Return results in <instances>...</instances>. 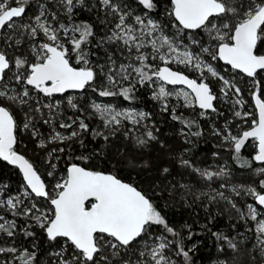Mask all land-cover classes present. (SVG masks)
I'll use <instances>...</instances> for the list:
<instances>
[{
    "label": "snow or ice",
    "instance_id": "snow-or-ice-1",
    "mask_svg": "<svg viewBox=\"0 0 264 264\" xmlns=\"http://www.w3.org/2000/svg\"><path fill=\"white\" fill-rule=\"evenodd\" d=\"M77 9H96L103 26L99 39L93 24L76 22ZM93 48L105 51L103 64L93 62ZM216 61L226 66L225 73L241 74L256 90L252 91L254 112L234 111L235 117L251 118L249 127L233 134L226 126L213 134L222 137V145L227 144L245 168L252 164L240 153L251 141L252 161L262 165L258 174L264 175V0H94L91 4L86 0H0V161L22 175L14 195L6 192L7 185H0V243L12 241V246H0V264H37L35 243L31 251L14 246L18 233L36 237L30 229L41 230L49 243L48 255L54 257L49 264H192L195 245L186 248L184 235L154 203L156 192L149 194L116 175L82 166L95 153L69 157L82 163H69L58 173L52 157L65 153L66 147L52 148L47 154L49 184L36 164L16 151L17 130L22 123L38 138L41 133L35 122L48 125L50 135L37 145L42 149L50 143L70 147L68 142L76 140L83 146L81 133L105 142L120 133L134 146L144 147L157 140L153 127L145 123L150 114L93 100L88 107L101 126L90 129L83 118L86 109L80 108L76 97L65 94L91 89L98 98L122 97L131 103L147 87L161 111L188 129H182L181 135L200 136V131H192L199 127L197 121L185 119L178 107L198 109V117L207 118L223 115L216 106L218 100L234 101L233 108L244 103L235 76L222 75L212 63ZM210 79L218 84L219 93L213 91ZM64 100L67 108L80 115L63 120ZM17 109L24 114L20 123ZM58 121L60 129L71 130L67 135L56 130ZM179 162L206 181L228 174L224 168H198L183 158ZM162 173L167 176L169 169L163 168ZM179 187L196 199L207 197L209 203L225 201L248 224L245 231L252 232L249 252L258 251L264 258V178L256 187L231 188L236 196L252 198L244 205L220 190L226 184L208 185V191L195 193L186 184ZM184 227L191 240V226ZM213 235L218 252L239 251L235 238ZM240 236L249 239L243 233ZM236 260L233 256L232 264Z\"/></svg>",
    "mask_w": 264,
    "mask_h": 264
},
{
    "label": "trees",
    "instance_id": "trees-1",
    "mask_svg": "<svg viewBox=\"0 0 264 264\" xmlns=\"http://www.w3.org/2000/svg\"><path fill=\"white\" fill-rule=\"evenodd\" d=\"M30 13L31 11L28 15ZM77 13L76 22L93 24L97 37L103 35V26L100 24V18L96 15V9L91 11L77 9ZM100 15L102 16L103 13ZM159 18L163 22L162 12ZM93 51L96 53L92 57L93 62L95 63L98 60L100 63H104L107 58L105 51L99 48H93ZM216 64L219 68L226 67L218 61ZM261 79V91H264V78ZM241 89L246 94V87L241 86ZM88 91L91 90H85L86 93ZM56 98L60 99L61 97ZM248 98L250 99V96ZM112 99L119 101L121 104L126 103L141 107L151 113L154 129H159V131H156L157 140L150 142L146 148L139 149L134 156L132 154L128 156L131 147L130 142L123 141L121 137H113L105 142L102 138H93L90 133H81L83 146L79 140L68 142L70 147L52 143L53 148L66 147L65 153H56L54 156V158L56 156L60 157L54 161L57 165V172L62 173L69 163H82L75 159H69V157H78L81 153L85 156L95 153L91 155L87 162L82 163V166L116 175L122 181L133 183L140 190L148 191L149 194L156 192L157 194L153 197L154 203L162 209L169 223L184 235L186 248L195 245L194 251L190 253L192 264H209L220 255V252L217 251L218 243L213 233H222L229 237L233 235L240 236L243 233L245 237L249 238L247 239V249L252 246V232L245 231L248 224L240 220L225 201L209 203L207 197L196 199L194 195L185 193L184 189L179 187L180 184H186L193 193L199 189L202 191L206 189L204 183L197 179L191 169L181 166L179 162L181 158L190 160L198 168L224 163L231 171L230 173L235 176L240 175L245 178L246 175H249L253 187H256L259 180L264 178V175L261 174L252 175L262 165L252 161L255 152L251 146V141L242 148L240 153L243 160H248L252 164V167L245 168L241 167L240 161L234 158V153L229 149V146L227 144L222 145L220 137L211 132L210 126H216V124L218 125L219 122L226 119V110L216 105L223 115L212 114L209 119H204L198 117L197 110L191 112L177 109V112L182 114L185 119H195L199 125L198 128L193 127L192 131H200L201 135L186 138L181 135V130L187 132L188 129L184 128L178 121L173 120L168 112L159 111L156 104L149 98L146 89L141 88L136 93V99L131 103L124 101L122 97H112ZM80 108L84 109L81 105ZM63 112V120H66L68 116L80 115V113H74L67 108L66 104H63ZM16 118L18 123L23 120V112L19 109H17ZM83 118L89 124L90 129L99 127L96 119L89 116L87 110L84 111ZM35 123L39 132L49 133L48 125L42 124L39 120ZM58 123L59 121L56 125L57 130L64 131L66 135L68 131H71L60 129ZM248 127V125L242 126L239 132ZM186 139L188 142H185ZM36 144V138H33L28 130L25 131L21 123L17 130L16 151L36 164L42 178L50 184L52 179L47 177V172L51 169H47L43 165V160L40 161L43 158L41 148L37 147ZM161 144L164 146L161 147ZM165 167L169 169L167 176L162 173V169ZM21 183L22 177L18 169L0 161V185L8 186L6 192L16 194L21 187ZM173 185H175L174 188ZM213 187L217 188V185L214 184ZM233 199L240 205L236 197ZM251 199L250 197V201ZM230 211L231 213H229ZM18 223L23 224L24 221L18 220ZM184 225L191 226V231L194 233L191 240L187 239L188 229ZM30 230L37 233L36 237L25 238L23 233H18L14 246L21 249L27 248L31 251L33 250V243H35V251L38 257L37 264H49L54 257L48 255L50 245L44 234L39 229ZM0 246H12V241H9L8 245L0 243ZM0 259H3V257H0ZM243 264H264V260L256 258L253 261L245 256Z\"/></svg>",
    "mask_w": 264,
    "mask_h": 264
},
{
    "label": "rangeland",
    "instance_id": "rangeland-1",
    "mask_svg": "<svg viewBox=\"0 0 264 264\" xmlns=\"http://www.w3.org/2000/svg\"><path fill=\"white\" fill-rule=\"evenodd\" d=\"M93 2H94V0H86V3H88V4H91ZM31 14H32V12L29 14V16ZM100 36H102V35H100ZM100 36H98L97 39H99ZM204 39L207 40V37H204ZM212 63H213V65L215 67H217V64H216L217 61L216 62H212ZM101 64H103V62H101ZM224 68L225 67H223V68L217 67L218 71H220L222 75L229 76V78H231L232 76H235V82L238 83L240 87L241 86L244 87V88L246 87V89H245L246 90V94H245V92L242 91V99H243L244 103H243L242 106H236V108H233V102L234 101H231L230 100L228 102H225L224 100H218L216 102V105H218L219 107H222L223 110H226L227 117H226V119L224 121L219 122L218 125L216 124V126H210V130L213 133L214 132V129L215 130H219V129H222V128H224V127L227 126V127H229L231 129V131L233 132V134H238V132L242 128V126H245V125H248L249 126V124L251 123V118H248L247 120H244V119H241L239 117H235L234 116V111L239 110V111H241L242 115L244 113L254 112L255 111V107H254V101L252 99V91L253 90H256V89H255V85L251 81H249L248 79H245V78H241V74L238 75V74L225 73L224 72ZM209 82L211 83V86L213 88V91L219 93V86H218V84L214 80H212V79H210ZM144 89H146V92H147L149 98L152 100V98H151V90L148 89L147 87H145ZM65 95L66 96L71 95L73 97H76L77 98V102L80 103L81 107H83L84 109H86L87 110V113L89 114V116H92V117H93V115H92V109L90 107H88V106L93 102V100H96L97 102L109 103V104H112L114 107H117V108H120V109H123V108H134L137 111H143L145 113H148V114H150V118L148 120H146L145 123L149 127H153L154 134L156 135V131L154 129L155 126H154V122L152 120L151 113L147 112L146 110H144L141 107L129 105V104H126V103L121 104L119 101H117L115 99H112V98H107V99H105V98H98V97L95 96V94L92 91H88L87 93L86 92L85 93H68V94H65ZM246 95H249L250 96V99L248 98L249 96H246ZM60 99H62V98H60ZM152 102H154L156 104L157 109L159 111H161L160 104L158 102L154 101V100H152ZM170 103H176V102L175 101H171ZM181 103H182V101H181ZM63 104H66V100L63 101ZM177 109L191 111V112L193 111L192 109L179 108V107ZM198 111L199 110L197 109L196 114H197ZM211 115L212 114H209L206 119H209L211 117ZM23 116H24V114H23ZM95 119H96V122L98 123V125L100 127L101 126V122L97 118H95ZM101 130H103L102 127H101ZM25 131H27V130H25ZM28 131L31 132V129H29ZM57 131H60V130H57ZM143 131H144L143 128H140L139 129V133H143ZM60 132H62V133L65 134L64 131H60ZM50 133H51V128L50 127H49V133H47V134L45 132L41 133V137L36 138V140H37L36 146L39 143V139L48 137L50 135ZM115 137H121L123 141H128V140H125L124 137L120 133H117ZM156 137H157V135H156ZM219 137H220V140L222 141V137L221 136H219ZM148 145H146L144 147H136V146H134L130 142V146L131 147H130L128 156H130L129 154H132L134 156L135 152H138L139 149L141 150V149L146 148ZM52 148H53L52 147V143L47 144V147L46 148H43V149L41 148V153H42L41 156L43 158H41L40 161L43 160V165H45V167L47 169H50V168H48L47 164L44 163V161L47 159V154H48V152ZM55 155H56V153H54L53 154V157H52L53 163H54V161H56V158H54ZM261 167L262 166H260L259 168H257L252 175L253 176L259 175L258 174V169H260ZM201 168H209L210 170H213V171L219 170L220 168H224L226 170V172L228 173L226 176H224L222 178H214L213 181L203 180L200 176H198L197 174L194 173L197 176V179L199 181H201V183H204L203 185L206 187V189L203 190V191H208V185H211V187L214 188L213 187L214 184H216L217 187L219 185H221V184H226L227 185L226 188L220 189L221 191H224L226 195H229L232 199L234 197H236L238 199V202H240V205H244V204H246L248 202H251L250 201V196H243V195L236 196L234 193H232L230 191L233 186L253 187L252 186V183L250 181V176L249 175H246L245 178L243 176H240V175L235 176L232 173H230L231 171L227 168V165L224 164V163L215 164V165H211V166H204V167H201ZM200 191H202V190L199 189L197 192H200ZM9 194H13L14 195L13 192L12 193H9ZM232 210L236 213V211L234 209H232ZM229 213H231V211ZM236 215L238 216L237 213H236ZM229 238H235L236 242L238 243L239 251L237 253H232L231 250L229 249V250H227V253H221L220 252V255L217 256L214 259V261L210 262L209 264H215V262L217 260H227L228 261V264H232V257L233 256H236L237 257V260H236L235 264H243V261H244L245 256L248 257V259L253 260V261L256 258H259V259H263L264 260V258H261L259 256L258 251L257 252H249V250L251 249L252 246H250L247 249V247H248L247 246V243H248V240L247 239H243L239 235H233V236H230ZM216 242H217V240H216ZM253 242H254V240H253ZM253 257H255V259H253Z\"/></svg>",
    "mask_w": 264,
    "mask_h": 264
},
{
    "label": "water",
    "instance_id": "water-1",
    "mask_svg": "<svg viewBox=\"0 0 264 264\" xmlns=\"http://www.w3.org/2000/svg\"><path fill=\"white\" fill-rule=\"evenodd\" d=\"M221 64H222V62H220ZM75 93H79V92H75ZM20 154V153H19ZM2 162H4V161H2ZM4 163H6L7 164V162H4ZM9 166H11V167H14V166H12V165H9ZM19 171V170H18ZM21 177H22V175H21ZM125 182V181H124Z\"/></svg>",
    "mask_w": 264,
    "mask_h": 264
},
{
    "label": "flooded vegetation",
    "instance_id": "flooded-vegetation-1",
    "mask_svg": "<svg viewBox=\"0 0 264 264\" xmlns=\"http://www.w3.org/2000/svg\"><path fill=\"white\" fill-rule=\"evenodd\" d=\"M69 93H75V92H69ZM80 93V92H79ZM66 94H68V93H66Z\"/></svg>",
    "mask_w": 264,
    "mask_h": 264
}]
</instances>
